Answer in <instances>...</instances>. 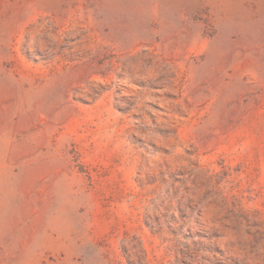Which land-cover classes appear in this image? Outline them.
<instances>
[{
    "label": "rangeland",
    "instance_id": "rangeland-1",
    "mask_svg": "<svg viewBox=\"0 0 264 264\" xmlns=\"http://www.w3.org/2000/svg\"><path fill=\"white\" fill-rule=\"evenodd\" d=\"M0 264H264V0H0Z\"/></svg>",
    "mask_w": 264,
    "mask_h": 264
}]
</instances>
